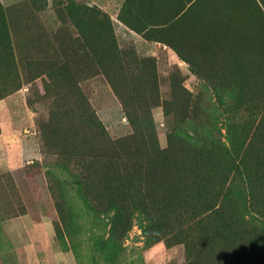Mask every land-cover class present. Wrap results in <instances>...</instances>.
I'll return each mask as SVG.
<instances>
[{
  "label": "rangeland",
  "instance_id": "374dc122",
  "mask_svg": "<svg viewBox=\"0 0 264 264\" xmlns=\"http://www.w3.org/2000/svg\"><path fill=\"white\" fill-rule=\"evenodd\" d=\"M260 118L264 0H0V264H264V174L221 161Z\"/></svg>",
  "mask_w": 264,
  "mask_h": 264
},
{
  "label": "trees",
  "instance_id": "16d2710c",
  "mask_svg": "<svg viewBox=\"0 0 264 264\" xmlns=\"http://www.w3.org/2000/svg\"><path fill=\"white\" fill-rule=\"evenodd\" d=\"M97 131L101 137V146L112 153L121 155L124 151L127 152L135 149L136 144L134 145L132 142L111 139L103 130L100 123L97 124ZM153 151V153L162 155L167 153L166 150L161 151L159 149H154ZM213 153V150L206 151L207 156L210 154L213 156ZM221 161H223L222 165L226 170L236 171L240 174L247 175L250 179L251 189H253L254 186L252 182L254 174H264V118H260L257 122L251 120L248 122L243 144H241L239 151L237 152L236 160L235 158H232V160L224 158ZM115 165L119 166L120 163L116 162ZM209 166V160L203 159L196 163L181 167V172L174 171V183L177 188H179V186L184 188L193 186L195 182H202L203 187L205 188L204 191L210 194L205 197L207 199L206 205L209 206L211 212H214L221 209L224 204L222 190L224 189V184L227 179H220V181L214 180L213 183L212 177L208 175ZM174 167H176L175 164L171 165V169H174ZM207 185L210 189L206 188ZM141 187H144L147 190L150 189L148 178L141 177L137 180L128 178L118 183L116 186V188L121 191Z\"/></svg>",
  "mask_w": 264,
  "mask_h": 264
}]
</instances>
